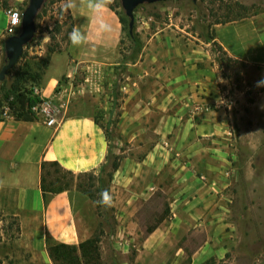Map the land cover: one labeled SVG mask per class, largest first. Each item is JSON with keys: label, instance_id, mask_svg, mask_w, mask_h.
Instances as JSON below:
<instances>
[{"label": "rangeland", "instance_id": "rangeland-1", "mask_svg": "<svg viewBox=\"0 0 264 264\" xmlns=\"http://www.w3.org/2000/svg\"><path fill=\"white\" fill-rule=\"evenodd\" d=\"M44 1L35 17L34 39L23 48L31 61L45 54L39 55L36 46L42 32L49 36L56 24L62 26L55 41L61 51L65 49L69 19L63 11L65 0ZM24 3L17 8L23 10L28 0ZM112 5L123 20L117 57L114 64L100 69L99 89L85 90L80 96L106 132L109 146L101 176L94 173L91 186L99 214L96 234L101 240L104 231L118 224L113 219L115 209L96 202L112 174L127 161L132 173L137 167L145 171L144 194L139 199L147 197V201L137 221L145 232L159 218L172 214L169 203L174 199L202 196L199 211L209 220L213 216L218 220L207 224L210 242L213 239L214 248L219 249L211 258L218 264H263L264 86L256 85L264 81V67L228 57L213 38L216 24L238 13L249 16L264 11V0L142 3L134 9L131 38L129 18L115 0ZM25 58L15 65L19 67ZM16 77L13 71L0 81V119L5 109L11 113L13 97L6 96ZM83 81V73L73 79L76 86ZM29 84L24 81L22 87ZM208 109L221 110L217 123L223 125L204 135L196 123ZM192 181L198 185L191 188ZM110 215L113 221L108 220ZM194 224L177 242L185 251L180 264H189L192 252L207 240L204 224ZM216 228L218 243L212 237ZM18 234L16 218L0 216V264H46L36 250L25 252ZM117 240L131 246L128 253L105 250L103 263L136 264V240Z\"/></svg>", "mask_w": 264, "mask_h": 264}, {"label": "crops", "instance_id": "crops-1", "mask_svg": "<svg viewBox=\"0 0 264 264\" xmlns=\"http://www.w3.org/2000/svg\"><path fill=\"white\" fill-rule=\"evenodd\" d=\"M24 1L0 0V40L5 38V10L17 8ZM105 21L107 30H99L98 25ZM74 27L87 34L88 43L73 47L67 35L65 49L50 54L39 84L42 95L51 97L58 85L69 87L74 84L73 79L83 73L84 81L77 85L81 91L70 101L58 124L47 126L38 117L0 119V216L16 218L19 244L26 247L25 252H39L46 264H51L47 252L49 245H78L96 234L99 214L94 197L75 187L58 193L43 192L40 188V164L54 160L75 175L93 171L101 176V166L106 162L109 149L106 132L80 96L85 94V90L99 89L100 69L114 64L122 39V25L109 6L107 11L96 14L79 6L71 9L68 34ZM49 40L48 34L42 32L41 43L36 46L39 55L45 53ZM213 40L228 57L264 67V11L241 20L216 24ZM3 55L0 53V63ZM74 86L78 88L76 84ZM220 114L221 110L213 112L208 109L205 118L196 123L200 132L208 135L218 130L223 125L217 123ZM189 120L192 121L191 118ZM120 124H123V118ZM144 164L141 163L142 166ZM153 167L155 169L156 166ZM132 169H129L127 161H123L102 190H107L112 197L113 219L118 223L114 230L103 232L100 240L102 258L105 250L123 256L128 253V245L118 241L119 237L136 240V264H180L185 251L177 242L182 240L192 223L194 226L199 223L206 228L207 240L192 252L189 264H218L211 257L218 254L219 249L214 248L213 239L211 244L207 226L209 222L218 220L213 219L214 216L209 220L199 211L202 196L201 199L199 196L174 199L169 203L172 214L159 218L158 224L145 232V226L140 227L137 222L138 212L147 201V197L139 199L144 194L145 171L137 167V171L132 173ZM157 172L154 171L155 174ZM132 184L138 188H131ZM192 185H198L197 181L191 182V188ZM111 217L108 220H112ZM217 228L212 237L218 243Z\"/></svg>", "mask_w": 264, "mask_h": 264}, {"label": "trees", "instance_id": "trees-1", "mask_svg": "<svg viewBox=\"0 0 264 264\" xmlns=\"http://www.w3.org/2000/svg\"><path fill=\"white\" fill-rule=\"evenodd\" d=\"M45 2L42 6L45 5ZM116 6H120L118 0H115ZM26 2L24 3V5ZM110 9L116 14L114 5H109ZM38 16V14H37ZM69 18V12L68 16ZM247 17L245 13H238L234 15L229 20H224L222 23L233 20H241ZM119 21L123 23L121 17H118ZM219 23V22H216ZM221 23V22H220ZM63 24V23H62ZM66 25V21H64ZM62 25L56 24L54 28L49 32L50 42L46 46V52L42 57H33L34 59L29 60L25 58L27 56L25 49L23 50L20 58L22 63L18 66L14 65L8 73L15 71V81L12 83L9 91H7V96H12L13 99L9 102L11 109V114L17 119H33L36 118L33 111H31L30 106L37 101L39 97L34 96L31 91L33 85L39 86L41 81V76L47 67L48 58L51 53L59 52L62 50V46L56 40L55 34L59 32ZM19 30L16 31V34ZM68 31L65 33V38H67ZM128 37L131 38L132 35L129 32L128 27ZM34 39V38H33ZM29 41L25 48L33 41ZM5 55L2 57L1 66L4 64ZM24 81H29L28 87H22ZM40 87V86H39ZM41 175H40V188L43 192L58 193L72 188H76L89 197H94V192L91 186H94V172L79 173L75 175L71 171L63 168L57 161H42L40 164ZM97 176V175H96ZM160 219L154 222L153 225L147 228V231H151ZM48 256L52 264H104L101 257L100 250V235L97 233L93 237L88 238L80 242L78 245L65 244V243H55L47 247Z\"/></svg>", "mask_w": 264, "mask_h": 264}, {"label": "built area", "instance_id": "built-area-1", "mask_svg": "<svg viewBox=\"0 0 264 264\" xmlns=\"http://www.w3.org/2000/svg\"><path fill=\"white\" fill-rule=\"evenodd\" d=\"M5 14L7 17V23L4 30L5 38L0 40L1 54L4 53V40L8 36L16 34V31L20 29L22 10L17 8H8L5 10ZM31 91L34 96L39 97V101L30 106L31 111H33L35 116L40 118L45 125L54 127L58 124L60 116L67 109L70 101L77 93H80L81 89H79V87L76 89L74 84H71L69 87H67L66 84H60L54 89L51 97H44L42 95L41 88L37 85H33L31 87ZM3 115L4 118L13 117V115L9 113L8 109L4 110Z\"/></svg>", "mask_w": 264, "mask_h": 264}, {"label": "water", "instance_id": "water-1", "mask_svg": "<svg viewBox=\"0 0 264 264\" xmlns=\"http://www.w3.org/2000/svg\"><path fill=\"white\" fill-rule=\"evenodd\" d=\"M124 14L129 18V32L134 26V9L142 3H154L166 0H119ZM196 1V0H193ZM44 0H28L26 7L22 10L20 29L17 34L8 36L3 42L5 55L4 64L0 67V81L5 78L9 70L18 62L24 46L34 37L36 26L35 17Z\"/></svg>", "mask_w": 264, "mask_h": 264}, {"label": "clouds", "instance_id": "clouds-1", "mask_svg": "<svg viewBox=\"0 0 264 264\" xmlns=\"http://www.w3.org/2000/svg\"><path fill=\"white\" fill-rule=\"evenodd\" d=\"M113 2L114 0H65L63 11L64 13H68L71 9L79 6L90 13H103L108 10V6ZM98 29L106 31L107 22L105 21L103 23H100L98 25ZM68 39L73 47H80L88 43L87 34L85 32H82L79 27H74L72 29V31L68 34ZM256 86H264V81L257 82ZM96 203L104 208L111 207L113 201L110 193L107 190L103 191L100 194V200Z\"/></svg>", "mask_w": 264, "mask_h": 264}]
</instances>
